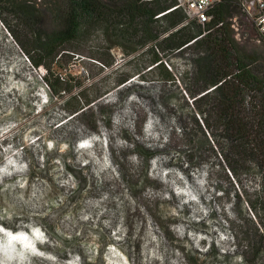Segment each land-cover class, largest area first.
<instances>
[{
  "label": "rangeland",
  "instance_id": "374dc122",
  "mask_svg": "<svg viewBox=\"0 0 264 264\" xmlns=\"http://www.w3.org/2000/svg\"><path fill=\"white\" fill-rule=\"evenodd\" d=\"M66 1H28L37 12L27 16L18 11L14 0H4L0 9V128L15 125L0 139V153L11 144L23 150L22 158L29 165L23 189L5 187L15 184L17 175L0 184V214L12 215L10 221L0 223L13 231L30 220L42 225L53 241L42 250L53 252L61 261L72 253L81 256L82 264H107L104 257L111 245L129 264H161L159 256L163 264H241L234 240L224 242L234 252L221 253L216 244L217 229L231 234L222 210L226 201L210 189L204 168L193 171L177 158L178 150L167 141L173 123H156L160 114L156 102L163 85L157 74L147 75L146 83L133 78L98 99L84 115L64 120L68 107L51 99L43 81L47 68L62 58L60 74L71 82V95L85 90L86 96L93 97L122 76L139 71L149 42L142 29L135 31L134 42L117 38L113 27H94L86 37L64 32L60 12ZM163 1L172 7L179 4L178 0ZM230 20L242 46L251 53H264V40H259L250 15L241 10ZM167 60L183 81L189 64L186 56L174 54ZM182 89L171 86L169 94L180 97ZM45 98L47 102L42 103ZM149 120L156 135L145 131ZM134 122L139 127H133ZM93 135L104 141L97 142L93 151L101 161L107 152L111 168L102 170L87 154L83 159L89 163H80L75 145ZM49 141L54 143L51 150ZM64 144L67 150H61ZM150 152L153 155L147 160ZM199 179L206 181L203 187ZM176 188L192 191L199 204L185 203L187 198L178 195ZM201 206L207 215L199 211ZM85 215L87 220L82 219ZM227 215L234 218L231 207ZM181 225L183 236L174 230ZM189 233L208 239H202L197 248Z\"/></svg>",
  "mask_w": 264,
  "mask_h": 264
},
{
  "label": "trees",
  "instance_id": "16d2710c",
  "mask_svg": "<svg viewBox=\"0 0 264 264\" xmlns=\"http://www.w3.org/2000/svg\"><path fill=\"white\" fill-rule=\"evenodd\" d=\"M28 1L14 0L25 16L37 12ZM3 4L0 0V9ZM175 7L163 0H67L60 12L64 32L86 37L94 27H113L117 38L134 42L135 31L142 29L149 41L141 54L144 65L93 97L85 90L71 95V82L60 74L62 58L47 68L43 81L52 100L67 104L66 120L92 110L98 99L133 78L146 83L147 75L157 74L163 85L156 121L173 123L168 144L187 167L204 168L210 189L226 201L225 222L243 263L264 264V53L249 52L235 37L230 19L243 10V0H223L205 24ZM174 54L189 62L183 81L167 60ZM179 85L181 96L173 98L169 87ZM68 170L76 175L71 166Z\"/></svg>",
  "mask_w": 264,
  "mask_h": 264
},
{
  "label": "clouds",
  "instance_id": "9594fccd",
  "mask_svg": "<svg viewBox=\"0 0 264 264\" xmlns=\"http://www.w3.org/2000/svg\"><path fill=\"white\" fill-rule=\"evenodd\" d=\"M46 98L42 101V103H46ZM158 123V121H156ZM15 127L14 124H9L7 127L0 128V139H3L4 134L9 132L11 128ZM153 128V121L149 120L145 131L150 135H156L151 131ZM34 143V141H30ZM100 142L104 144V141L99 136H90L86 139L79 140L75 145V151L79 154L78 159L81 164H88L89 161L83 159L84 154H87L96 164L101 165L103 169H109L112 167L111 161L108 158L107 152L104 153L103 159L101 161L100 158H97L96 153L93 151L94 145ZM118 143L123 144V141H119ZM0 147H3L0 144ZM54 147V143L52 141L48 142V148L51 150ZM68 145L64 144L61 150H67ZM22 149H14L11 144L7 147L3 148L2 160H0V184L4 183L6 177L11 178L14 175L19 176L16 183L13 185H5L6 188H15L19 187L23 189L26 186V180L23 178V174L28 171L29 165L22 158ZM133 161L136 160V157H131ZM59 163V161H57ZM155 164V160L152 162ZM113 171H115L113 169ZM206 175V173H205ZM183 179V177H180ZM198 184L203 187L205 184L204 179H199ZM178 195H184L187 199L184 201L185 203L188 200L195 201L199 204L198 196L193 194L192 191L187 188H176L175 189ZM35 195V194H33ZM23 200V197H20ZM27 203V202H25ZM35 207V205H33ZM230 208L231 205H228ZM199 211L203 212L207 215L208 210L203 206L199 208ZM36 213H34L35 215ZM231 215V213H230ZM88 216H82V219L87 220ZM12 215L10 213L0 214V221L11 220ZM26 229V230H25ZM180 236L184 235L185 229L184 227L177 226L174 229ZM219 234L216 238V244L220 248L221 253L234 252L235 249L226 246L224 242H228L232 240V236L226 232H220L219 229L216 230ZM189 236L195 241L196 247H200V241L202 239H208L204 236H199L195 233H189ZM155 239V237H153ZM211 241L209 242L210 246ZM53 241L50 240L49 235L42 225L29 221L28 223L21 222L17 225V230L13 231L10 227H5L4 223H0V264H36L34 258H37L42 261L48 262V264H82L81 256L69 253L70 258L67 260L61 261L56 254L51 251L42 250L41 246L44 245H52ZM207 251L208 249H203ZM105 260L107 264H129L128 258L120 252L117 248L113 246H109L108 252L105 255ZM161 260V264H163V257H157ZM238 261L243 264V257H237ZM175 264V261L172 262Z\"/></svg>",
  "mask_w": 264,
  "mask_h": 264
},
{
  "label": "built area",
  "instance_id": "2783aa9c",
  "mask_svg": "<svg viewBox=\"0 0 264 264\" xmlns=\"http://www.w3.org/2000/svg\"><path fill=\"white\" fill-rule=\"evenodd\" d=\"M175 8H182L191 18L200 24H205L212 19L211 11L223 0H178ZM243 10L252 17L259 40H264V0H243Z\"/></svg>",
  "mask_w": 264,
  "mask_h": 264
},
{
  "label": "water",
  "instance_id": "95a60500",
  "mask_svg": "<svg viewBox=\"0 0 264 264\" xmlns=\"http://www.w3.org/2000/svg\"><path fill=\"white\" fill-rule=\"evenodd\" d=\"M251 2L253 1V0H250Z\"/></svg>",
  "mask_w": 264,
  "mask_h": 264
}]
</instances>
